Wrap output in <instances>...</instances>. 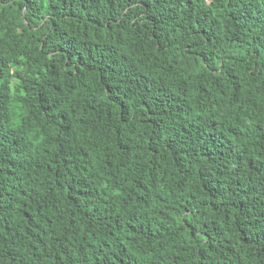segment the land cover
<instances>
[{
	"label": "trees",
	"instance_id": "obj_1",
	"mask_svg": "<svg viewBox=\"0 0 264 264\" xmlns=\"http://www.w3.org/2000/svg\"><path fill=\"white\" fill-rule=\"evenodd\" d=\"M0 264H264V0H0Z\"/></svg>",
	"mask_w": 264,
	"mask_h": 264
}]
</instances>
